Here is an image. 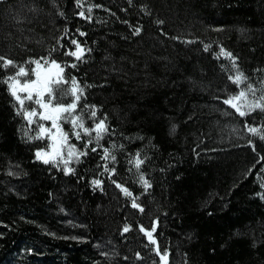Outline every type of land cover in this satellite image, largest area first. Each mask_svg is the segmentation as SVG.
<instances>
[{
    "label": "trees",
    "instance_id": "obj_1",
    "mask_svg": "<svg viewBox=\"0 0 264 264\" xmlns=\"http://www.w3.org/2000/svg\"><path fill=\"white\" fill-rule=\"evenodd\" d=\"M74 39L90 49L80 60L67 54ZM50 53L84 85L82 105L107 113L115 134L101 143L123 148L111 174L102 149L73 173L36 159L47 140L28 138L36 124L3 80L18 66H0V264H162L164 252L163 264H264V138L244 123L264 125V110L241 117L221 99L247 85L229 79L234 64L260 95L264 0H0V57Z\"/></svg>",
    "mask_w": 264,
    "mask_h": 264
},
{
    "label": "snow or ice",
    "instance_id": "obj_2",
    "mask_svg": "<svg viewBox=\"0 0 264 264\" xmlns=\"http://www.w3.org/2000/svg\"><path fill=\"white\" fill-rule=\"evenodd\" d=\"M76 4L82 3V0H75ZM103 7V5H100ZM33 8H37L34 4ZM92 6H88V11H91ZM63 11L60 15H63ZM81 17L91 19V16H86V12L81 9L78 13ZM163 23V21H158ZM141 31V28L134 29V34ZM61 35H64L62 33ZM179 39V37H177ZM186 42H189L186 40ZM75 45L73 48L67 49V54L80 60L84 53L90 51L80 40H72ZM55 47V46H53ZM208 45H205L207 48ZM221 53L229 56L235 61L237 58L224 49L221 45ZM219 56L220 53H217ZM42 59L47 63L43 64ZM3 64L0 65L7 69L10 65H17L18 71L3 77L4 82L8 86V91L14 97V106L16 112L22 116L28 125L36 124L35 135H30L29 139H46L47 148L35 149V158L44 163H52L57 168H62L66 173H73L75 169L72 163H79L85 158L89 152L95 153L97 149H102L101 163L109 174L116 173L117 158L113 154L116 148H123V145H117L115 141H110L111 147L104 146L101 141L105 136L115 134L113 126L107 119V113L102 116L98 115L99 105H82V97L86 95L85 87L81 84L78 77L65 73V62L51 58V53L46 58L29 57L24 64H19L17 61L5 56L0 57ZM72 68H76V61H71ZM236 69L234 75H230L229 79L236 85H242L247 82L246 87H240L238 93L225 97H221L227 105H231L235 112L241 117H247L254 110H264V81L261 82L260 95L257 98V87L249 78L239 70V65L234 64ZM34 77V78H32ZM70 85V86H69ZM91 87V85H89ZM67 102H61V101ZM18 102V103H17ZM46 121H50L46 123ZM71 124V129L65 130L64 122ZM89 121V123L86 122ZM247 131L253 134H258L264 138V125L250 124L246 119ZM71 133V134H70ZM73 138L81 141L82 148L77 147L72 142ZM248 144L254 146L253 140H248ZM264 160V157H261ZM145 157L141 155L138 149L131 161L137 170L144 163ZM11 171V169H9ZM19 175V173H13ZM139 182L145 186L147 191L150 186V181L147 179L144 172H139ZM94 185H102L103 181L93 177ZM125 195H133L131 190L119 181H115ZM264 198V193H258ZM132 204L134 207L143 209V205L137 203L133 198ZM132 225L126 224L124 231H128ZM141 229L147 234L149 240L155 241L153 229L145 228L140 225ZM2 235V233H0ZM78 239H87V237H79ZM28 251H31L29 249ZM156 251L160 253V248L157 246ZM141 254L138 252L137 256ZM167 253H161L162 264L166 260Z\"/></svg>",
    "mask_w": 264,
    "mask_h": 264
}]
</instances>
